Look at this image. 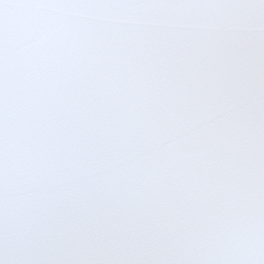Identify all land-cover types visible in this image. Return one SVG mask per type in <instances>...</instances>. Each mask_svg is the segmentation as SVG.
Segmentation results:
<instances>
[{
    "label": "snow or ice",
    "instance_id": "obj_1",
    "mask_svg": "<svg viewBox=\"0 0 264 264\" xmlns=\"http://www.w3.org/2000/svg\"><path fill=\"white\" fill-rule=\"evenodd\" d=\"M0 264H264V0H0Z\"/></svg>",
    "mask_w": 264,
    "mask_h": 264
}]
</instances>
